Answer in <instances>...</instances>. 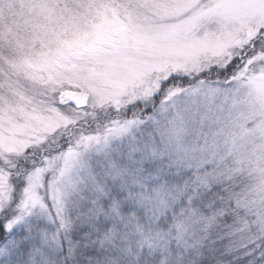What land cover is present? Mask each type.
<instances>
[{
  "label": "snow or ice",
  "instance_id": "1",
  "mask_svg": "<svg viewBox=\"0 0 264 264\" xmlns=\"http://www.w3.org/2000/svg\"><path fill=\"white\" fill-rule=\"evenodd\" d=\"M0 65V264H264V0H58Z\"/></svg>",
  "mask_w": 264,
  "mask_h": 264
},
{
  "label": "rangeland",
  "instance_id": "2",
  "mask_svg": "<svg viewBox=\"0 0 264 264\" xmlns=\"http://www.w3.org/2000/svg\"><path fill=\"white\" fill-rule=\"evenodd\" d=\"M49 2L52 0H0V65H7L10 60H24L26 48H39L42 27L51 29L64 23L48 18L42 5ZM58 2L74 4L77 0Z\"/></svg>",
  "mask_w": 264,
  "mask_h": 264
}]
</instances>
